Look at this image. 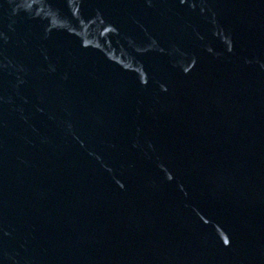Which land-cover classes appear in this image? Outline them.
<instances>
[{"label":"water","instance_id":"obj_1","mask_svg":"<svg viewBox=\"0 0 264 264\" xmlns=\"http://www.w3.org/2000/svg\"><path fill=\"white\" fill-rule=\"evenodd\" d=\"M0 264H264V0H0Z\"/></svg>","mask_w":264,"mask_h":264}]
</instances>
